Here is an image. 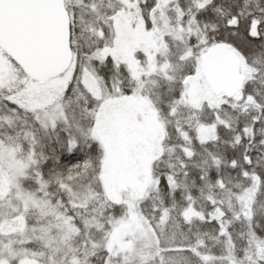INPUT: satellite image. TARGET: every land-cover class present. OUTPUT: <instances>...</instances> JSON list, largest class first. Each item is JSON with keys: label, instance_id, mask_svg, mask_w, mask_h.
<instances>
[{"label": "snow or ice", "instance_id": "snow-or-ice-1", "mask_svg": "<svg viewBox=\"0 0 264 264\" xmlns=\"http://www.w3.org/2000/svg\"><path fill=\"white\" fill-rule=\"evenodd\" d=\"M0 264H264V0H0Z\"/></svg>", "mask_w": 264, "mask_h": 264}]
</instances>
